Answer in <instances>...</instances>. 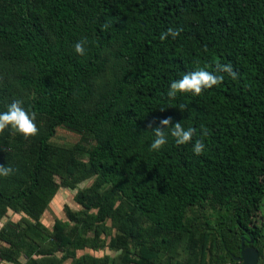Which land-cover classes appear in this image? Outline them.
Here are the masks:
<instances>
[{"label":"trees","instance_id":"obj_1","mask_svg":"<svg viewBox=\"0 0 264 264\" xmlns=\"http://www.w3.org/2000/svg\"><path fill=\"white\" fill-rule=\"evenodd\" d=\"M27 3L0 0V112L21 100L39 129L29 139L0 133V165L14 169L0 177V264H62L52 258L62 247L68 264H102L105 249L119 251L120 264H194L207 248L205 263L235 264L230 253L249 235L259 250L264 232L251 206L264 195V0ZM168 27L182 31L161 41ZM82 39L83 56L74 51ZM218 60L239 78L225 74L199 96H167L172 81L212 72ZM106 68L110 80L96 89ZM167 117L196 134L181 146L168 136L151 151L148 125ZM59 127L81 139L52 143ZM197 139L205 144L199 156ZM64 188L76 190L80 208L64 205L71 224L48 229L42 215ZM205 204L220 211L215 226L201 223L210 239L186 217ZM184 240L198 253L174 261ZM85 248L94 254L76 256Z\"/></svg>","mask_w":264,"mask_h":264},{"label":"clouds","instance_id":"obj_2","mask_svg":"<svg viewBox=\"0 0 264 264\" xmlns=\"http://www.w3.org/2000/svg\"><path fill=\"white\" fill-rule=\"evenodd\" d=\"M102 29H107L109 25L103 24ZM181 28L168 27L160 34L159 39L164 41L168 37L175 40L181 33ZM86 39L77 41L74 45V51L83 56L85 54ZM227 74L232 80L239 78V72L233 69L231 63L221 64L219 60L216 62L214 71L210 72L204 68L185 73L180 79L171 82L167 91V96L174 99L178 93L192 94L199 96L205 90L211 89L214 86L221 84L224 80V75ZM187 105L181 104L180 111H186ZM164 109H161L163 111ZM36 114H29L23 107L21 100H15L4 112H0V133L6 129L19 134L24 139H29L38 134V127L35 124ZM148 127L152 129L154 140L150 144V150L158 152L168 142V136L174 139L176 146H181L192 142L193 136L196 134V129L189 127L185 129L180 122L172 123V118L167 117L161 119L159 123L153 127L149 123ZM204 135V133H201ZM205 149L203 140L197 139L193 144V153L197 156L201 155ZM14 172V169L0 165V177H9Z\"/></svg>","mask_w":264,"mask_h":264},{"label":"rangeland","instance_id":"obj_3","mask_svg":"<svg viewBox=\"0 0 264 264\" xmlns=\"http://www.w3.org/2000/svg\"><path fill=\"white\" fill-rule=\"evenodd\" d=\"M36 0H27V5L29 7H31V9H33V5L35 4ZM1 49V46H0ZM110 80V76H109V70L106 68L104 73L102 74V76L96 80L95 82V88L96 89H101V85L106 84L108 81ZM81 139V134L79 132H76L74 130L65 128V127H59L56 129L55 134L53 135V137L51 138V142L58 144V145H62V146H72L74 145L76 142H78ZM91 183V180L87 181V182H82L78 185L79 188H84L89 186ZM76 190L73 189H69V188H64V189H60L58 191V193L55 195V198L53 201H51L49 203V207L48 209L44 212V214L42 215L41 218V222L44 226H46L48 229H52V224L56 221L62 223V224H67V226H69L71 223L70 222H65L66 221V217L63 211V207L64 205H69L73 210H77L80 207L73 201V196L75 194ZM250 205V203H249ZM252 209L255 211L256 216H255V221L258 227H260L262 229V232H264V195L260 198H258V202L256 204L255 207V203L251 206ZM220 212L217 209L211 208L208 204H205L203 208L201 209H197L195 208L194 210H190L187 212L186 217L188 218V220H192V222L197 226V228L199 229V232L202 233H207V237L210 239L212 236L210 235V232L205 230V228L203 226H201V223L204 220H207L209 222V224L215 226V219L217 218V213ZM9 215V214H7ZM10 219L17 221L19 219V215L16 214H12L9 216ZM110 224V221L108 220L106 222V225L108 226ZM99 230V229H98ZM102 230V229H100ZM104 231V230H102ZM115 230H112V234H114ZM88 236L93 235V233H88ZM198 234L196 233L195 235V239L197 240L198 244H200V240H198ZM104 238L105 243L108 242L109 237L105 236L102 232L100 233V239ZM186 238V237H185ZM184 238V239H185ZM206 240V239H205ZM209 242V241H206ZM186 242L185 240L181 243H179L175 248L174 251L175 253L174 255V261L180 260L184 261L187 258H192L195 257V255H197L198 253V249H196L195 254L188 250L185 246ZM258 242L252 237V235L249 236H245L243 239H240L239 242V247L238 249L233 252L230 253L231 254V258L233 260V262H235V264H243V259H242V255H241V251H255V264H264V244L261 246V248L258 250V246H257ZM209 246V244L207 243V246H205L206 248ZM65 247H62V249H60L58 252H56L55 254H52V258L55 259H60L62 264H68L71 259L67 258L64 259V261H62V257H65V252L64 249ZM205 248V250H206ZM139 250V249H138ZM208 250H211V248H207V250L205 251L206 255H205V262H208L209 260V255L210 252H208ZM140 251V250H139ZM104 256H107V258L105 260H103L102 264H120V260H119V251H115V250H108L105 249L104 251ZM94 254V252H92L91 250L85 248L83 250H79L76 252V256H80L82 254ZM136 254V253H134ZM220 259V258H217ZM194 264H208L205 262H199L197 263V261H194ZM225 264H229V262H225Z\"/></svg>","mask_w":264,"mask_h":264},{"label":"water","instance_id":"obj_4","mask_svg":"<svg viewBox=\"0 0 264 264\" xmlns=\"http://www.w3.org/2000/svg\"><path fill=\"white\" fill-rule=\"evenodd\" d=\"M243 239V238H242ZM243 264H255V251H241Z\"/></svg>","mask_w":264,"mask_h":264}]
</instances>
